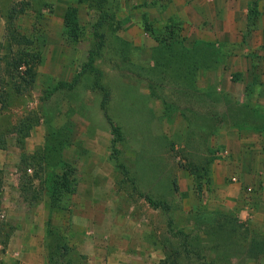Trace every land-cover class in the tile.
Wrapping results in <instances>:
<instances>
[{
  "label": "rangeland",
  "instance_id": "rangeland-1",
  "mask_svg": "<svg viewBox=\"0 0 264 264\" xmlns=\"http://www.w3.org/2000/svg\"><path fill=\"white\" fill-rule=\"evenodd\" d=\"M191 1L107 0V16L102 17L95 0H0L3 40L12 31L23 33L41 55L32 89L12 104L15 121L22 116L39 119L33 128L40 126L43 144L33 160L40 163L45 150L48 170L40 171L41 177L49 172L59 178L72 167L76 179L82 173L87 179L101 175L107 181L97 187L105 199L97 201V207H109L97 236L88 233L80 243L70 240L73 237L65 233L68 223L64 227L55 212L54 223L64 227L65 235L48 237L47 246L49 253L59 251V264H131V225L141 235L147 228L144 223L156 229L146 241L162 245L165 264H191L193 260L192 264H264V257L255 255L260 247L251 242L245 248L252 237L264 239L262 230L251 233L243 221L221 214L215 205L204 208L213 190L212 161L209 179L200 178L205 193L197 209L192 203L196 196L187 191L195 166L221 156L216 152H222L223 145L236 148L235 140L229 138L231 123L257 121L253 112L246 110L242 115L239 105L231 102L241 94L240 81L253 85L264 81V50L249 60L239 57L244 47L239 32L235 43L225 42L223 33L216 43L196 42V31L177 13ZM212 10L218 16L222 11L214 6ZM189 13L199 17L192 8ZM173 21L176 27L167 28L175 29L171 38L165 26ZM146 23L162 42L146 31ZM219 24L216 30L222 28ZM243 59L244 65L254 63L249 72L229 70L231 65L239 67ZM250 90L256 94V87ZM107 100L108 113L124 135L116 142L105 114ZM257 123L264 126V118L260 116ZM16 138V134L9 135V140ZM80 156L86 160L82 162ZM27 171L33 175L34 165ZM160 176L162 180H157ZM145 178L155 182L150 184ZM35 179L36 186L26 184L23 189L27 206L39 191L41 199L46 197L50 203L47 190ZM134 184L141 191L146 188L144 193L149 191L155 199L165 196L173 211L151 207ZM71 196L61 194L60 205L67 206ZM1 213L0 249L9 231L6 213ZM138 215L142 216L136 226L131 217ZM186 233L190 234L187 242ZM63 238L68 249L61 247ZM188 244L189 251L202 250L187 253L183 248Z\"/></svg>",
  "mask_w": 264,
  "mask_h": 264
},
{
  "label": "crops",
  "instance_id": "crops-1",
  "mask_svg": "<svg viewBox=\"0 0 264 264\" xmlns=\"http://www.w3.org/2000/svg\"><path fill=\"white\" fill-rule=\"evenodd\" d=\"M220 1L192 0L184 4L177 13L183 18L184 23L186 22L192 30L196 31L197 36L194 37L196 42L216 43L217 38H220V33H223L226 34L223 37L225 42L229 40L235 43L237 40L235 35L239 32L241 45L244 47L238 56L251 59L260 54L261 50H264V0H222V3L219 4ZM255 2L256 9L251 11ZM212 6L215 9L221 8L219 16L212 10ZM189 8L198 13L199 17L190 16ZM217 23H220L222 27L219 30L215 29ZM0 41H3L2 34H0ZM249 41L251 42L249 43ZM230 56L233 57V54L230 53ZM243 62H245L244 59L239 67L231 65L229 70L241 73L249 72L254 67V63L248 62L247 65H244ZM220 67L223 65L220 64ZM239 84L241 85V94L234 97L231 103L239 105L242 115L244 111L249 110L253 112L257 121L260 116L264 118V81L254 85L252 82L240 81ZM251 87H256V94L250 90ZM208 100L210 101V98ZM257 121L255 123L251 120L238 124L231 123V128H229L233 134L229 135V138L232 141L235 140L236 148L223 145L222 152H216V154L222 155L213 157L210 168L213 190L209 195L211 198L205 202L209 204L204 205V208L215 205L216 210L221 214H230L237 220L243 221L251 233L257 230L264 232V126L259 125ZM109 137L111 138V133H109ZM41 144H43L42 130L40 126H36L26 139L23 150L14 140H9L8 146L5 149H0V177L2 179L0 211L6 213L9 221V231L3 238L4 245L0 249V264H49L47 239L51 227L59 228L61 234L65 235L64 225L68 223L67 230L65 228L66 235L69 234L70 237H73L70 240L80 243L88 233H95L97 236L98 230H101L108 219L109 207L108 210L105 206L99 209L96 205L97 201L104 202L105 200L103 193H99L97 188L107 184L106 179L100 177L101 175L87 179L80 173V176L73 180L75 189L71 193V200L67 206L51 207L50 203L45 202L46 197H43V200L42 196L35 199L36 194L29 198L31 203H28L27 206L25 202L27 196L23 191L26 187L22 181V154L23 152L34 154ZM70 148L72 145H69L67 149L70 150ZM97 151H101V148ZM80 158L82 162L86 160L83 156ZM80 168L82 167L80 166ZM191 174L188 181L190 187L187 191H192L196 196V200L192 203H195L194 208L197 209L205 189L204 187L199 189V183L193 173ZM154 178L145 179L152 184ZM157 180H162V176ZM90 181L92 186L89 185ZM36 182L33 180V186H36ZM142 182H144V177ZM145 192L150 194L149 191ZM164 197L161 195L158 199ZM146 202L148 201L146 200ZM56 211H58L59 218L63 219V229L54 223ZM141 216L131 217V221L138 226L137 219ZM144 224L147 228L143 229L141 235H138L136 227L131 225V253L134 254L131 264H165L167 257L162 251V245L149 244L146 241L147 235L156 229L149 223ZM245 225L243 226L245 227ZM65 241L68 244L67 239ZM251 242L260 244L261 239L256 240L252 237L245 248L250 247ZM258 256L264 257L263 254ZM187 259L188 257H186Z\"/></svg>",
  "mask_w": 264,
  "mask_h": 264
},
{
  "label": "trees",
  "instance_id": "trees-1",
  "mask_svg": "<svg viewBox=\"0 0 264 264\" xmlns=\"http://www.w3.org/2000/svg\"><path fill=\"white\" fill-rule=\"evenodd\" d=\"M100 8H102V17L107 16V11L105 9V3L107 0H95ZM154 3V2H153ZM256 9V2L254 4L253 10ZM178 21V20H177ZM180 24L178 21L177 24ZM147 26H145L146 31L150 33L151 36H153L158 41H163L159 33H156V30L151 27L149 23H146ZM176 27V22H170L166 24V30L169 27ZM174 28L166 32L168 33L169 37H175ZM32 40L25 34H17L14 31H12L11 35H7L5 40L0 41V149H5L8 146L9 143V135L10 134H16V142L18 146L23 150L25 148L26 139L30 136L31 131L35 125L38 124L39 119H36L35 121H31L28 117H20L18 119L13 118L12 116V110H13V103L17 102L18 97H22L25 95L29 90L32 89L38 74V66L41 62V55L38 51H34V49L31 47ZM16 49H15V48ZM109 92H106V95L109 96ZM107 102L105 103L106 109L105 114L108 118V121L110 122L112 126V132L114 135L113 142H116L117 140L123 138V133L121 130L120 125L116 124L111 116L108 113L107 110ZM55 132V131H54ZM36 153V154H35ZM34 154H27L26 152H23L22 154V169H23V175H22V181L24 186L26 184H32L33 180H36L35 178H39L42 185L47 190L45 192L46 195L49 196L51 207H63L60 205V198L61 194H67L68 196L73 191V180L75 179L73 172L74 170L72 167H68V169L64 170L61 176L57 178L52 173H46L45 177H41L40 171H46L48 170L47 161L45 158V150H43V154H41L40 157V163H36L34 160L38 158L37 152ZM34 159V160H33ZM213 157H211L206 163V165L202 166H195L193 168V175L196 178V181L199 183V189L203 187V182L200 178L203 176H206L209 179V164L211 163ZM34 161L35 163H33ZM32 164L35 167V171L33 175H28L27 170L28 168L32 167ZM135 178L131 177V181H134ZM176 183V182H175ZM2 187V179L0 177V189ZM135 190H138L139 194L142 195L150 204L151 207L154 208H160L165 212L173 211L174 207H172V203L167 200L165 197L158 199L154 198L153 195L147 194L139 190L138 185L134 184ZM37 196H35V199L41 197L40 191L35 192ZM1 228V223H0ZM180 232H183L181 230ZM190 234H185V241L187 242V237ZM60 237L62 238V234L59 231V228H52L49 233V237ZM64 241V238L62 239ZM61 246L63 249L67 247V242H62ZM255 248H259V253H256L255 255H264V239L261 240L260 244H254ZM180 246L176 248V253L179 254L180 251H178ZM186 246L183 248L187 253H198L202 250L199 248L197 251H189L187 250ZM50 248V247H49ZM68 249V247H67ZM58 252H54V250H50L49 253V264H59L58 260ZM258 252V250H257ZM56 254V255H55ZM71 261H68L63 264H70Z\"/></svg>",
  "mask_w": 264,
  "mask_h": 264
},
{
  "label": "built area",
  "instance_id": "built-area-1",
  "mask_svg": "<svg viewBox=\"0 0 264 264\" xmlns=\"http://www.w3.org/2000/svg\"><path fill=\"white\" fill-rule=\"evenodd\" d=\"M29 170H31V169H29ZM0 216H1V217H4V214H2V213H1V215H0Z\"/></svg>",
  "mask_w": 264,
  "mask_h": 264
}]
</instances>
